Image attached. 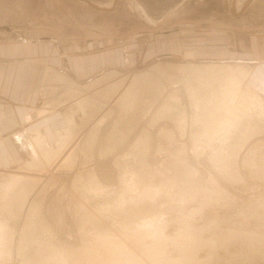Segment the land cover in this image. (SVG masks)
Masks as SVG:
<instances>
[{"label": "rangeland", "instance_id": "obj_1", "mask_svg": "<svg viewBox=\"0 0 264 264\" xmlns=\"http://www.w3.org/2000/svg\"><path fill=\"white\" fill-rule=\"evenodd\" d=\"M87 1L107 10L95 9L79 0H0V42L51 39L53 47L59 44L68 50L71 44L82 43L87 38L101 40L97 53L93 44H89L83 57L66 62L55 59L51 63L53 67L46 65L49 66L47 79L38 95L37 109L40 117L53 113L57 118L54 123L44 117L29 127L25 136L18 137V145L10 134L0 140V225L14 233L10 249L7 247L9 254L0 256V264H59L61 261L106 264L112 252L107 250L109 247L105 248L107 243L117 240L120 244L124 241L129 244V239L132 242L129 248H133L138 244L141 247L140 243L147 239L144 246L151 245L153 239L148 233H153L157 224L161 230L154 231V234L158 230L160 233L153 243L162 237L163 242L169 241L165 255L170 262L178 264L184 259L183 262L188 261L186 264H264V117L261 115L260 119L256 115L255 125L245 130L244 141L234 154L231 152V159L236 155L233 161L228 159L232 163L225 161L227 166L223 167L227 171L230 167L236 170L229 171L230 175L224 168L226 176L231 178H210L213 174L226 176L224 172L218 174L217 168L213 170L212 148L208 146L211 143L204 141L207 138L191 135L194 129L192 98L185 93L189 71L180 70L210 64L247 67L254 64L256 74H264V0H117L116 4L115 0ZM231 6L236 16L230 12ZM235 9L242 13L238 14ZM71 49L80 48L75 45ZM44 70L41 66L39 79ZM93 71L96 74L90 75ZM77 72L89 76L79 78ZM263 81L264 78H253L252 84L261 87ZM175 97L181 102L174 99L175 102ZM173 102L186 107V117L181 120L172 111L157 115ZM69 118L74 120L72 137L56 155H45L30 142L39 132L57 149V131L65 130ZM15 133H24V129ZM104 149L108 150L105 154ZM247 151L252 158L256 156L257 160L249 157L256 164L244 163L243 157L250 156ZM102 164L108 165L109 171ZM248 165L254 168L248 169ZM92 171L97 172L95 178L104 185L103 191L98 192L97 186L96 190L93 188ZM11 177H20L23 182L30 179L25 184L22 182L23 188L20 185L19 190L15 189L19 195L5 189ZM211 179L212 183L216 181L214 186L208 181ZM218 185L220 188L216 189ZM211 196H216L215 202H211L214 201ZM151 219L157 222L156 228ZM145 222L152 223H148V229L144 227ZM40 225L46 233L37 230ZM139 230L147 231V237ZM132 232L134 236L138 233L137 237L142 234L139 240ZM186 233L195 241L193 248L187 245L191 241ZM178 237L189 240L184 244L195 255L185 250ZM172 239L176 243L181 240L180 247ZM25 242L29 247L23 246L24 252L20 253ZM128 244L122 243L120 247L124 245L126 249ZM182 249L191 254L194 262L189 261L192 259L186 252L185 258L189 260L184 258ZM45 260L48 261L45 263Z\"/></svg>", "mask_w": 264, "mask_h": 264}, {"label": "bare ground", "instance_id": "obj_2", "mask_svg": "<svg viewBox=\"0 0 264 264\" xmlns=\"http://www.w3.org/2000/svg\"><path fill=\"white\" fill-rule=\"evenodd\" d=\"M79 1H81V2H83V3H85V4H87V5H89V6H91V7H93V8H95V9H98V10H107L106 8H103V7H99L98 5H96V4H94V3H91V2H89V1H87V0H79ZM118 1L117 0H115V3L114 4H116ZM234 6V5H233ZM180 70H182V71H184V72H186V71H189V72H187V73H189V74H187L186 73V75H189L187 78V81H186V89H188V91H186L185 93L186 94H188L189 95V97L190 98H192L191 100H190V108H191V116L193 115V120H194V122H192L191 124H192V127H194V129L192 128L191 130H193V131H191V135H194L195 134V136L197 137V136H204V137H206L207 139L206 140H204L205 142H210L211 143V145H208L209 147L211 146V148H212V154L213 155H211L210 156V158H211V161L214 163H212L213 164V166H214V169L213 170H215V168H217L218 169V172H220V173H218V174H220L221 175V173L223 174V172H224V168L225 167H223V165L225 164V166H227L226 165V162H231V161H229V160H232L236 155H233V157H232V159H231V155H232V153L231 152H233V151H235V150H238L237 148L240 146V144H241V142L242 141H244V135H245V137L247 136V134L245 133L246 131L245 130H248L249 129V127H251L252 125L254 126L255 124H254V121H255V118H258V117H256V115H259V118L260 119H262L263 117H264V101H263V96H262V94H261V92H259L258 90H256V89H254L253 87H251L249 84H247V81H248V79H249V77H250V75L252 74V70H253V68L250 66V67H247L246 65H244V64H237V65H235V66H229V64L227 65V66H219V65H216V64H210V65H205V66H203V67H200V66H191V67H189V68H184V69H180ZM183 73V72H182ZM181 74V73H180ZM167 76V75H166ZM185 77V76H184ZM191 79V80H190ZM251 79V78H250ZM249 83V82H248ZM183 84V83H182ZM184 86H185V84H184ZM184 88V89H185ZM163 89V88H162ZM178 90V89H177ZM176 90V91H177ZM180 92V91H179ZM138 94V93H137ZM175 95V94H174ZM188 97V98H189ZM182 98H184V97H182ZM174 99H176V97L175 98H173V100ZM125 100V99H124ZM178 99H176V101H177ZM91 101V100H90ZM175 101V100H174ZM175 101V102H176ZM179 102H181L180 100H178ZM79 102V101H78ZM81 103V102H80ZM91 103V102H90ZM189 103V102H188ZM82 105V104H81ZM94 105V104H93ZM188 108V107H187ZM84 110V109H83ZM86 110V109H85ZM186 107H185V109H184V107H181V106H178L177 104H175L174 102L173 103H170L169 105H167L166 106V108L164 109V110H162V111H160L157 115H160V114H163L164 112H168V113H170L171 111L173 112V114L175 115V114H177L179 117H182L181 118V120L183 119V117H186V116H184L186 113ZM189 110V109H188ZM190 111V110H189ZM192 111H193V114H192ZM256 113H255V112ZM171 112V113H172ZM36 113V112H35ZM72 113V112H71ZM167 113V114H168ZM185 113V114H184ZM188 113V112H187ZM42 114V112L40 113V115ZM44 114V113H43ZM73 114V113H72ZM71 114V115H72ZM167 114L166 115H164V116H167ZM37 117H40V116H38L39 115V111L37 112ZM188 115H190L189 113H188ZM187 115V116H188ZM261 115H263V117H260ZM73 116V115H72ZM71 116V117H72ZM191 116H189V117H191ZM66 118V117H65ZM165 118V117H164ZM168 118V117H167ZM174 118V117H173ZM67 119V118H66ZM180 120V121H181ZM259 120V119H258ZM67 121V120H66ZM256 122V121H255ZM260 122V121H259ZM259 122H257V124L259 123ZM179 124V123H178ZM184 124V123H183ZM182 124V125H183ZM67 127L65 128V130L64 131H62V132H59V131H57L58 132V134H57V149H53L50 145H49V142H48V139H47V137L44 135V134H41V133H39V132H37L36 133V135H34L35 137L34 138H31L30 139V142L32 141L33 142V145H35V147L39 150V151H42L43 153H45V155L48 153V155H49V153L52 155L53 153H55V155L58 153V152H60V151H62L64 148H65V146H66V143L68 142V139H70L71 137H72V131H71V129L72 128H74L73 126H74V120L72 119V118H69L68 119V123H67ZM155 125V124H154ZM181 125V124H180ZM186 125V124H185ZM184 126V125H183ZM258 126V125H257ZM261 126V125H260ZM97 128H98V125L96 126ZM180 127V126H179ZM185 127V126H184ZM196 127V128H195ZM198 127V128H197ZM97 128H95L94 130H97ZM163 128V127H162ZM183 128V127H182ZM255 128V127H254ZM175 129V128H174ZM124 130V129H123ZM171 131V130H170ZM169 131V132H170ZM182 131V130H181ZM253 131V130H252ZM94 132V131H93ZM97 132V131H96ZM184 132V131H183ZM185 133V132H184ZM248 133V132H247ZM92 134V133H91ZM94 135H95V133H93ZM97 134V133H96ZM170 134V133H169ZM98 135V134H97ZM243 135V136H242ZM237 136H239L238 138H234L233 139V137H237ZM248 136H249V134H248ZM90 137H91V135H90ZM94 137V136H93ZM204 137H202V138H204ZM243 137V138H242ZM97 138V137H96ZM192 138V137H191ZM199 138V137H198ZM201 138V139H202ZM241 138V139H240ZM94 139V138H93ZM200 139V138H199ZM205 139V138H204ZM251 139V138H250ZM256 139V138H255ZM94 141V140H93ZM236 141V142H235ZM69 142H70V140H69ZM95 142V141H94ZM93 142V143H94ZM208 142V143H209ZM256 142V141H255ZM196 143V142H195ZM201 143V142H200ZM207 143V144H208ZM247 143V142H246ZM206 144V145H207ZM140 145V144H139ZM243 145V144H242ZM246 145V144H245ZM208 146H206V147H208ZM244 146V145H243ZM34 147V146H33ZM140 147V146H139ZM198 147V146H197ZM197 147L195 148V150L197 149ZM208 147V148H209ZM244 147H246V146H244ZM90 148H91V145H90ZM210 148V149H211ZM193 149V148H192ZM241 149V148H240ZM202 150V149H201ZM242 150V149H241ZM245 150H246V148H245ZM253 150H255V149H253ZM253 150H250V152H252V154H254L255 153V151L253 152ZM198 151V150H197ZM207 151V150H206ZM57 152V153H56ZM104 154L105 153H107L108 152V150L107 149H104V151H102ZM194 152V151H193ZM248 153V151H247V154H250V156L248 155V157H246L245 155V157L246 158H244L243 157V159H245L244 161V163H252V162H254L255 160H257V158H256V156H253L254 158H256L255 160H252V159H254V158H252V154L251 153ZM41 153V152H40ZM196 153V152H195ZM240 153V152H239ZM102 154V153H101ZM104 154H102V155H104ZM145 154V153H144ZM233 154H234V152H233ZM236 154V153H235ZM209 155V154H208ZM254 155H256V154H254ZM39 156H40V154H39ZM53 156V155H52ZM76 156V155H75ZM93 156V155H92ZM240 156V155H239ZM189 157V156H188ZM249 157H251L252 159L250 160L249 159ZM43 158V157H42ZM44 158H45V156H44ZM72 158V157H71ZM190 158V157H189ZM198 158V157H197ZM207 158V157H206ZM226 158V159H225ZM148 159V158H147ZM174 159V158H173ZM178 159V158H177ZM176 159V160H177ZM182 159V158H181ZM229 159V160H228ZM242 159V160H243ZM249 159V160H248ZM187 160H188V158H187ZM228 160V161H227ZM40 161V160H39ZM149 161V160H148ZM179 161H181V160H179ZM226 161V162H225ZM233 161V160H232ZM250 161H252V162H250ZM195 162V161H194ZM193 162V163H194ZM257 162V161H256ZM264 162V161H263ZM169 163V162H168ZM190 163V162H189ZM232 163V162H231ZM231 163H228V164H230V165H232ZM243 163V164H244ZM248 163V164H249ZM255 163V162H254ZM28 164V163H27ZM30 164H32V163H30ZM34 164V163H33ZM172 164V163H171ZM191 164V163H190ZM211 164V165H212ZM218 164H219V166H218ZM256 164V163H255ZM255 164H253L254 165V167L256 166L257 167V165H255ZM48 165V164H47ZM134 165V164H133ZM196 165V164H195ZM201 165V164H200ZM229 165V166H230ZM252 165V166H253ZM32 166V165H31ZM31 166H29V167H31ZM34 166V165H33ZM37 166V165H36ZM101 166V165H100ZM108 165H104V164H102V168H104V167H106L107 169L106 170H108V167H107ZM247 166V165H246ZM249 166V165H248ZM251 165L249 166V168L248 169H250V167H252ZM182 167V166H181ZM190 167V166H189ZM200 167V166H199ZM236 167V166H235ZM254 167H252V168H254ZM32 168V167H31ZM95 168V167H94ZM120 168H122V167H120ZM168 168H169V166H168ZM167 168V169H168ZM174 168V167H173ZM185 168V167H184ZM244 168V167H243ZM260 168V167H259ZM208 169V168H207ZM232 169H234V171H236L235 170V168H229V171H231ZM240 169V168H239ZM245 169H246V167H245ZM35 170V169H34ZM191 170V169H190ZM193 170H195V168L193 169ZM192 170V171H193ZM206 170V169H205ZM220 170V171H219ZM225 170L227 171L228 169L227 168H225ZM109 171V170H108ZM112 171V170H111ZM180 171V170H179ZM222 171V172H221ZM229 171H227V172H229ZM233 171V172H234ZM237 171H239V170H237ZM254 171V170H253ZM261 171V170H260ZM88 172V171H87ZM102 171L100 170V173H101ZM118 172H119V170H118ZM121 172V171H120ZM144 172V171H143ZM194 172V171H193ZM193 172H192V174H193ZM82 173V172H81ZM96 173L97 172H95V171H92L91 172V174L93 175L91 178H93V180H91L92 181V184H93V188H95V190H96V186L98 187V189H97V191L99 190V191H101L102 189H101V187H104V185H102L100 182H99V180H97V178H95L96 177ZM104 173V172H103ZM111 173H113V172H111ZM186 173V172H185ZM207 173V172H206ZM217 173V172H216ZM230 173V175H231V173L232 172H229ZM228 173V174H229ZM79 174V173H78ZM106 174V173H105ZM114 174V173H113ZM195 174H197V173H195ZM212 174H213V172H212ZM227 174V175H228ZM235 174V173H234ZM247 174H248V172H247ZM102 175V174H101ZM127 175V174H126ZM223 175H225L226 176V174H225V172H224V174ZM230 175H228V176H230ZM233 175V174H232ZM238 175V174H237ZM13 176V175H12ZM16 176V175H15ZM121 176V175H120ZM123 176V175H122ZM191 176V175H190ZM195 176H197V175H195ZM211 176V175H210ZM228 176H226V177H224V176H218V175H214L213 174V176L212 177H210V178H220V179H222V178H227ZM236 176V175H235ZM9 177V176H8ZM200 177V176H199ZM241 177V176H240ZM80 176L78 177V179L80 180ZM198 178V177H197ZM209 178V179H210ZM229 178H231V176L229 177ZM229 178H227L228 180H229ZM235 178V177H234ZM33 179V178H32ZM120 179V178H119ZM191 179V178H190ZM212 179L211 180H208V181H211L210 183H212ZM219 179V180H220ZM27 180H30V179H27ZM26 180V181H27ZM79 180H78V182H79ZM129 180V179H128ZM131 180V179H130ZM135 180V179H134ZM133 180V181H134ZM186 180V179H185ZM200 180V179H199ZM199 180H198V182H199ZM216 180H218V179H216ZM218 180V181H219ZM223 180V179H222ZM227 180V181H228ZM24 180L21 178L20 179V177L18 178V177H11V179H10V182H9V184H7V186H5V189H7L9 192H11V191H16V190H19L20 188V185H21V187H22V185H23V183L25 184V182H23ZM81 181H82V179H81ZM121 181V180H120ZM119 181V182H120ZM196 181V180H195ZM203 181V180H202ZM201 181V182H202ZM204 181H206V180H204ZM217 181V182H218ZM226 181V180H225ZM232 181H233V177H232ZM23 182V183H22ZM36 182H38V181H36ZM178 182V181H177ZM185 182V181H184ZM216 183V181H213V183ZM220 182V181H219ZM229 182V181H228ZM29 183V182H28ZM81 183V182H80ZM91 183V182H90ZM188 183V182H187ZM192 183V182H191ZM211 184V186L213 185L214 186V184ZM231 183V182H230ZM233 183V182H232ZM240 183V182H239ZM244 183V182H243ZM34 184V183H33ZM128 184H130V183H128ZM181 184V183H180ZM205 184V183H204ZM209 184V183H208ZM219 184V183H218ZM236 184V183H235ZM28 185V184H27ZM125 185V184H124ZM130 185H133V184H130ZM207 185V184H206ZM216 185V184H215ZM231 185V184H230ZM25 186V185H24ZM34 186V185H33ZM92 186V185H91ZM123 186V185H122ZM210 186V187H211ZM29 187V186H28ZM150 187V186H149ZM160 187V186H159ZM163 187V186H162ZM165 187H167V186H165ZM179 187V186H178ZM177 187V188H178ZM205 187V186H204ZM209 186H208V188H210ZM243 187V186H242ZM17 188H19V189H17ZM23 188V187H22ZM25 188V187H24ZM91 188V187H90ZM125 188H126V186H125ZM130 188V187H129ZM128 188V189H129ZM133 188V187H132ZM154 188V187H153ZM214 188V187H213ZM218 188H220V185H218V187L216 188V189H218ZM2 189V188H1ZM16 189V190H15ZM119 189V188H118ZM139 189V188H138ZM148 189V188H147ZM161 189V188H160ZM160 189H159V192H160ZM168 189V188H167ZM173 189V188H172ZM207 189V188H206ZM22 190H24V189H22ZM29 190V189H28ZM126 190H127V188H126ZM134 190V189H133ZM149 190H151V189H149ZM171 190V189H170ZM213 190V189H212ZM91 191V190H90ZM93 191V190H92ZM97 191H96V193H97ZM98 191V192H99ZM103 191V190H102ZM130 191V190H129ZM158 191V190H157ZM162 191H164V190H162ZM167 191V190H166ZM173 191V190H172ZM214 191V190H213ZM20 192V191H19ZM127 192V191H126ZM149 192V191H148ZM148 192H147V194H148ZM180 192V191H179ZM196 192V191H195ZM3 193H5V192H3ZM16 193L18 194V192L16 191ZM21 193V192H20ZM137 193V192H136ZM141 193V192H140ZM139 193V194H140ZM151 193V192H150ZM156 193V192H155ZM192 193V192H191ZM191 193H190V196H191ZM202 193V192H201ZM12 194V193H11ZM22 194V193H21ZM27 194V193H26ZM109 194V193H108ZM129 194V193H128ZM177 194V193H176ZM183 194V193H182ZM196 194V193H195ZM216 194V193H215ZM219 196H220V193L218 192L217 193ZM221 194H223V193H221ZM231 194V193H230ZM8 195L10 196V193H8ZM8 195H7V198H8ZM19 195V194H18ZM144 195V194H143ZM146 195V194H145ZM148 195H150V194H148ZM151 195H152V193H151ZM154 195V194H153ZM199 195V194H198ZM206 195V194H205ZM218 195H216V196H218ZM12 196V195H11ZM10 196V197H11ZM17 196V195H16ZM20 196H22V195H20ZM20 196H18V197H20ZM27 196V195H26ZM82 196V195H81ZM88 196V195H87ZM124 196H125V194H124ZM131 196V195H130ZM216 196H211V200H212V197H213V200L215 199L214 197H216ZM3 197H4V195H3ZM6 197V196H5ZM15 197V196H14ZM117 197H119V196H117ZM121 197V196H120ZM119 197V198H120ZM123 197V196H122ZM145 197V196H144ZM205 197V196H204ZM229 197V196H228ZM116 198V197H115ZM154 198V197H153ZM174 198V197H173ZM198 198V197H197ZM206 198V197H205ZM13 198H11V200H12ZM26 199V198H25ZM195 199V198H194ZM207 199V198H206ZM235 199V198H234ZM10 200V201H11ZM18 200V199H17ZM21 200V199H20ZM85 200V199H84ZM119 200H121V199H119ZM145 200V199H144ZM178 200V199H177ZM183 200V199H182ZM190 200H192V199H190ZM189 200V201H190ZM208 200V199H207ZM217 200V199H216ZM14 201V200H13ZM92 201V200H91ZM210 201V200H209ZM15 202V201H14ZM112 202H113V200H112ZM119 202V201H118ZM134 202H137V201H134ZM140 202V201H139ZM183 202H184V200H183ZM206 202V201H205ZM211 202H215V200L214 201H211ZM109 202H107V204H108ZM120 203H122V202H120ZM223 203V202H222ZM225 203V202H224ZM110 204H111V201H110ZM143 204V203H142ZM212 204H214V203H212ZM234 204V203H233ZM232 204V205H233ZM113 205V204H112ZM111 205V206H112ZM123 205V204H122ZM140 205V204H139ZM180 205V204H179ZM208 205V204H207ZM211 205V204H210ZM190 206V205H189ZM209 206V205H208ZM229 206V205H228ZM227 206V207H228ZM212 207V206H211ZM246 207V206H245ZM10 208H11V206H10ZM199 208V207H198ZM7 209V208H6ZM152 209V208H151ZM239 209H240V207H239ZM242 210V209H241ZM10 211V210H9ZM25 211V210H24ZM191 211H192V209H191ZM36 212V211H35ZM229 212V211H228ZM193 214V213H192ZM13 215V214H12ZM191 215V214H190ZM158 217V216H157ZM44 218V217H43ZM147 218V217H146ZM191 218V217H190ZM196 218V217H195ZM216 218V217H215ZM253 218V217H252ZM257 218V217H256ZM152 220V219H151ZM150 220V221H151ZM157 220H158V218H157ZM241 220V219H240ZM44 221V220H43ZM155 221V220H154ZM5 222V221H4ZM142 222V221H141ZM35 223V222H34ZM42 223V222H41ZM60 223V222H59ZM138 223V222H137ZM146 223V222H145ZM145 223H143V224H145ZM148 223H150V222H147L145 225H144V227H147V225H148ZM152 223L154 224L155 222H153V220H152ZM152 223H150V225L152 224ZM157 223V222H156ZM156 223H155V227L154 228H156ZM158 223H159V220H158ZM184 223V222H183ZM189 223V222H188ZM187 224V223H186ZM29 225V224H28ZM54 225V224H53ZM61 225V224H60ZM181 225V224H180ZM184 225V224H183ZM192 225V224H191ZM242 225V224H241ZM41 226V225H40ZM143 226V225H142ZM161 227V225H159V224H157V227L158 228H160ZM250 226V225H249ZM37 227V226H36ZM36 227H35V229H36ZM52 227V226H51ZM151 227V226H150ZM149 227V228H150ZM247 227V226H246ZM9 228V227H8ZM7 227H5V226H3V225H0V256L3 258L5 255L7 256L8 254H9V251L10 250H8V249H10L8 246H10L11 245V243H12V239H13V234L14 233H12V231L10 230V229H8ZM158 228H156V229H158ZM164 228V227H163ZM186 228H187V226H186ZM185 228V229H186ZM191 228V227H190ZM232 228V227H231ZM17 229V228H16ZM32 229V228H31ZM34 229V230H35ZM53 229V228H52ZM137 229V228H136ZM144 229V228H143ZM142 229V230H143ZM146 229H148V227L146 228ZM153 229V228H152ZM156 229H153V233H148V235L150 234L151 236H148V237H151V239H153V240H151V245L150 244H148V245H146V246H144L145 245V242H146V240H145V242L142 244V238L144 237V235L146 236V232L145 233H143L144 231H145V229H144V231H142V234H143V237H141V239H140V244H141V247H140V245L138 244V243H135V242H133V244L135 243V244H138V246L136 247H134V245H133V248H129L130 247V245H131V247H132V242L128 239V241H129V244L128 243H125V241L124 242H122L124 245L125 244H128V248L127 247H125L126 249H124L123 247H124V245H122V247H120V245L122 244H120L119 243V241L118 242H116L115 241V243L113 242H111V244L110 243H107L106 241V246H105V248L106 247H109V249H107V250H111L112 252H110L111 253V257H110V261H107V263H109V264H176V263H174V262H170V261H168V258H166V255H165V246H167L166 244H168L169 243V241H165V242H163L164 240H163V237H162V242H160V241H156L155 240V243H153V241H154V239H157L158 238V234L160 233V231L159 230H161V228L158 230V233H156L155 232V234H154V231L156 230ZM242 229V228H241ZM37 230H41V233H44V232H42V231H45V228H44V226L42 225L41 227H39V229H37ZM126 230V229H125ZM138 230V229H137ZM150 230V229H149ZM164 230V229H163ZM182 230V229H181ZM184 230V229H183ZM133 231V230H132ZM140 231V230H139ZM139 231H135V232H139ZM140 231V232H141ZM151 231V230H150ZM150 231H148V232H150ZM166 231V230H165ZM187 232V231H189V229H187V230H184V232ZM194 231H196V230H194ZM194 231H191V232H194ZM241 231V230H240ZM31 232V231H30ZM131 232V231H130ZM129 232V233H130ZM152 232V231H151ZM162 232V231H161ZM183 232V231H182ZM182 232H179V233H181L182 235L181 236H185V235H183V233ZM191 232H189V235L191 236ZM198 232V231H197ZM196 232V233H197ZM235 232V231H234ZM26 233V232H25ZM37 233H38V231H37ZM45 233H46V231H45ZM53 233V232H52ZM133 233V237H137V234H135V236H134V232H132ZM131 233V234H132ZM165 233V232H164ZM196 233L194 234L195 236H196ZM199 233V232H198ZM30 234V233H29ZM38 234H40V233H38ZM142 234H140L139 233V235H142ZM152 234H154V236H152ZM254 234H256V233H253L252 235H254ZM32 235V234H31ZM33 235H35V233L33 234ZM37 235V234H36ZM139 235H138V237H137V239L139 238ZM161 235V234H160ZM159 235V236H160ZM186 235H188L187 233H186ZM189 235L188 236H186V237H188V239L190 240V237H189ZM251 235V236H252ZM23 236V235H22ZM25 236L27 237V235L25 234ZM25 236L23 237V242H24V239H25ZM180 236V237H181ZM193 236V235H192ZM195 236H193V237H195ZM198 236V235H197ZM238 236V235H237ZM243 236H244V234H243ZM250 236V235H249ZM254 236H257V237H261L262 238V236H259V235H254ZM28 237H29V235H28ZM34 237V236H33ZM32 237V238H33ZM40 237V236H39ZM123 237V236H122ZM130 237H131V235H130ZM133 237H131L130 239H132ZM147 237V236H146ZM146 237H144V238H146ZM176 237V236H175ZM191 238V239H194V238ZM232 237H236V235H232ZM231 237V238H232ZM239 237H241V235H239ZM246 237V236H245ZM20 238V237H19ZM22 238V237H21ZM30 238V237H29ZM41 238V237H40ZM46 238H47V236H46ZM161 238V237H160ZM166 238V237H165ZM164 238V239H165ZM183 238L185 239V237H182V238H179L178 237V239H182V241H183ZM250 238V237H249ZM252 238V237H251ZM27 239V238H26ZM109 239V238H108ZM134 239V238H133ZM150 239V238H149ZM159 239V238H158ZM157 239V240H158ZM174 239V238H173ZM173 239H172V241H173ZM177 239V240H178ZM244 239V238H243ZM242 239V240H243ZM253 239H255V238H253ZM42 240V239H41ZM120 240H121V238H120ZM126 240V239H125ZM139 240V239H138ZM166 240V239H165ZM167 240H171V238L170 239H167ZM176 239H174V241H175ZM189 240H187V238H186V240H184L185 242L187 241L188 243H189ZM196 240V239H195ZM245 240V239H244ZM30 241V240H29ZM99 241V240H98ZM109 241V240H108ZM134 241V240H133ZM173 241V242H174ZM183 241V243L181 242V240H178L177 241V243L176 242H174V244L176 243V244H178L179 242H181L182 244H184L185 242ZM191 241V244H187V245H189L190 247H192L191 245H195V243H193V242H195V241H192V240H190ZM262 241V240H261ZM22 242V241H21ZM103 242V241H102ZM198 242V241H197ZM233 242V241H232ZM245 242V241H244ZM249 242V241H248ZM131 243V244H130ZM172 243V242H171ZM24 244H27V242H25V243H23V245H22V247L24 246H26V247H29V246H27V245H24ZM154 244V245H153ZM173 244V243H172ZM181 244V245H182ZM29 245H30V242H29ZM39 245V244H38ZM97 245V244H96ZM119 245V246H118ZM169 245H170V243H169ZM179 245V247H180V243L178 244ZM42 246V245H41ZM184 246H185V244H184ZM189 246H187V249L189 250ZM7 247H8V249H7ZM24 247L22 248V249H20L19 251H20V253L21 252H24ZM195 247V246H194ZM59 248V247H58ZM175 248V247H174ZM182 248V247H181ZM184 248V247H183ZM193 248V247H192ZM192 248H190L191 250L190 251H188L187 249H186V246H185V250H187L189 253H191L192 255H195V253L193 254V252H192ZM25 249H27V248H25ZM31 249V248H30ZM168 250V249H167ZM183 250V249H182ZM18 251V252H19ZM30 251V250H29ZM46 251H47V249H46ZM31 252V251H30ZM36 252H37V250H36ZM35 252V253H36ZM45 252V251H44ZM49 252V251H48ZM183 252H184V258L185 257H187L186 256V251H184L183 250ZM186 252V253H185ZM19 253V254H20ZM25 253H27V251L25 252ZM43 253V252H42ZM47 253V252H46ZM46 253H44V254H46ZM18 254V255H19ZM23 254V253H22ZM21 254V255H22ZM29 254V253H28ZM40 254V253H39ZM38 254V255H39ZM55 254V253H54ZM61 254H62V252H61ZM188 254V253H187ZM191 254H188V255H190L191 256ZM26 255V254H25ZM32 255L34 256V254H31V257H32ZM43 255V254H42ZM58 255V254H57ZM66 255V254H65ZM98 255V254H97ZM11 256V255H10ZM24 256V255H23ZM23 256H20V259H21V257L23 258ZM27 256V255H26ZM45 256V255H44ZM43 256V257H44ZM47 256V255H46ZM59 256V255H58ZM62 256H64V255H62ZM67 256V255H66ZM168 256V255H167ZM39 257H40V255H39ZM39 257H37V258H39ZM49 257H50V255H49ZM49 257H48V260H49ZM193 257H195V259H197L196 258V256H193ZM7 258V257H6ZM29 257H27V259H28ZM45 258V257H44ZM63 258V257H62ZM31 259V258H30ZM96 259V258H95ZM102 259V258H101ZM185 259H188V258H185ZM189 259H192V256H191V258H189ZM188 259V260H189ZM6 260V259H5ZM24 260V259H23ZM32 260V259H31ZM40 260V259H39ZM48 260H45V263L48 261ZM52 260V259H51ZM54 260V259H53ZM62 260V259H61ZM64 260V259H63ZM108 260V259H107ZM33 261H35V260H33ZM44 261V260H43ZM42 261V262H43ZM57 261V260H56ZM102 261V260H101ZM106 261V260H105ZM184 261V259H182V261L181 262H179L178 264H180V263H185V262H188V261H185V262H183ZM190 262H194V258L192 259V260H189ZM37 262H38V260H37ZM40 262V261H39ZM53 262H55V261H53ZM52 262V263H53ZM60 262V261H59ZM93 262V261H92ZM95 262V261H94ZM98 262V261H97ZM198 262V261H197ZM27 263V262H26ZM30 263V262H29ZM28 263V264H29ZM67 262H60L59 264H66ZM100 263V262H99ZM106 263V264H107ZM32 264V263H31ZM42 264V263H41ZM56 264V263H55ZM69 264V263H68ZM74 264V263H73ZM186 264V263H185ZM197 264V263H196Z\"/></svg>", "mask_w": 264, "mask_h": 264}, {"label": "crops", "instance_id": "obj_3", "mask_svg": "<svg viewBox=\"0 0 264 264\" xmlns=\"http://www.w3.org/2000/svg\"><path fill=\"white\" fill-rule=\"evenodd\" d=\"M232 6L230 12L235 15ZM237 10L238 14L242 13L240 9ZM100 43L101 40L91 37L82 43L71 44L70 49L64 50L59 44L53 47L51 39L0 42V104H4L0 106V140L11 135L16 139L18 145L20 143L18 137L25 136V131L38 124L44 117H49L50 123H54V119L57 120V118L52 116L51 112L40 118L36 115L39 111L37 109L38 95L42 93L47 79L49 66L46 67V65L52 66L51 63L55 59H63L66 62L74 61V57H83L87 53L85 49L89 44H93L94 51L97 53ZM75 45H79L78 51L71 49ZM41 66L45 67V70L39 79ZM252 68V74L248 79L249 85L259 92L263 87L261 94L264 97V81L261 82V87L252 84L253 78L262 79L264 74H256L257 65L253 64ZM91 73L90 75L96 74L94 71ZM76 74L79 78L89 76L82 72ZM20 128L24 129V133L13 134ZM18 148L21 149L20 146ZM11 159L13 160L14 156H11Z\"/></svg>", "mask_w": 264, "mask_h": 264}]
</instances>
